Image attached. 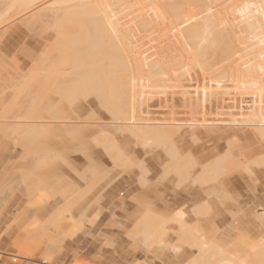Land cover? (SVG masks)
Returning a JSON list of instances; mask_svg holds the SVG:
<instances>
[{
  "label": "rangeland",
  "instance_id": "rangeland-1",
  "mask_svg": "<svg viewBox=\"0 0 264 264\" xmlns=\"http://www.w3.org/2000/svg\"><path fill=\"white\" fill-rule=\"evenodd\" d=\"M6 6L7 4L0 5L2 8H7ZM36 11L35 8L33 12ZM22 15L20 13L19 16H14L10 22L12 25L7 23L8 25L1 26L3 29L0 28V110L9 104V100L14 99L12 97L18 90L14 89L17 84L13 81L16 78V70L12 67L13 59L11 60L12 57L9 56L11 47L9 39L20 35L19 30L28 32L21 21L29 15L26 13ZM9 25L12 26L10 30ZM50 27L49 29L39 27L33 33L28 32L27 39L31 38V43L39 40L47 34L46 32H54ZM28 48L30 51L34 49L33 46ZM225 80L227 81L224 82ZM225 80L223 84L221 83L222 86L216 88L215 83L213 85L209 79L204 81V86L201 85L203 81L197 82L192 77L190 82L192 87L190 95H194L196 99L205 95L209 97L208 100L219 99L220 103H225L223 110L214 107L210 110L209 105H206L205 110L188 107L182 96H174L170 91H164L154 98L149 104L152 106L150 113L144 111V114H148L149 120L173 124L156 126L157 129L171 132V138L164 145L151 140L147 143L146 139L119 132L117 129L120 125L112 122L110 112L102 107L95 97H92L91 103H82L84 99L82 95L75 97L78 102L76 106H70L65 100L59 107L58 111L64 119L54 118L45 109L38 111L39 113L36 111L42 118L33 122H40L36 125L45 130V133L41 135L37 133L31 138L32 141L26 142L30 137H27V140L25 137V139L21 137L20 140L19 136L17 139V136L5 137L1 132L0 264H43L47 245L43 242L29 241L31 235L42 229L44 232L48 230L47 232L52 234L51 237L56 236L53 243L51 242L54 247L50 249L54 250V253L50 252L52 264H190L196 260L205 241L209 245L217 246V251L227 252L226 255L239 252L240 256L245 257L248 253V256L253 255V251H257L254 252L256 255L261 250L264 251V139L259 137L255 127L249 126L246 121L251 105V108L259 105L258 98H254L264 100V87L260 90L252 87L250 92L249 88L246 90V86L239 87L235 82L233 84V80ZM201 86L208 89L203 91ZM244 91H248L247 96ZM260 91L259 96L257 93ZM46 95L55 97L51 92ZM229 104L230 106L232 104L233 109L224 110ZM10 105L11 103L5 110L9 111ZM227 111L231 113L228 114ZM234 114L238 122L230 124ZM4 125L9 126V123H0V126ZM71 127L78 129V134L67 131ZM102 130L110 133L108 137L111 141L108 142L107 139L106 141L117 145L122 151L123 158L118 159V163L112 161L110 151L108 154L103 148L104 145L101 146V143H104L102 142L104 137L100 136ZM82 131L85 132L84 136L81 134ZM172 144L177 147L176 157L171 151H166ZM201 144L206 150L212 151L205 154V171L199 181L198 176L202 172L200 165L202 153L198 147ZM228 150L233 157V162L230 160L229 164L230 166L234 164L233 167L228 165L229 161L223 170L209 166ZM252 161H256L257 164ZM36 163L39 165L44 163L45 166L41 167ZM35 164L38 166L36 169ZM243 164L248 166L247 170L243 168ZM181 165H184L187 173L184 179H181L180 170L174 169L175 166ZM203 177L214 179L205 182ZM51 179L57 181V184ZM230 180H236L237 183L225 186L224 181ZM68 182L71 183L70 187ZM48 183L52 192L47 188ZM54 184L58 185L55 187L57 191L54 190ZM201 184L207 187V198L221 199L205 206L199 199V196H204ZM32 188L35 189V195ZM68 188L69 190H66ZM75 189L82 192L79 193V197ZM65 190L67 196L62 193ZM68 192H73L77 196L74 197ZM176 195L183 199L177 202L162 199ZM70 196L72 199H69ZM70 201H73L72 205ZM52 218H55L53 219L55 223L56 218L58 221L61 218L58 225H49ZM147 220H150L149 223L152 225L155 224V230L162 234L158 232L160 237L149 239L147 233L151 234L150 238L153 234L157 236L158 233L153 231L154 228L152 231L155 233L149 232L148 229H151L152 225L144 230V225L149 224ZM74 221L80 222L82 228L72 238L70 230L73 228L69 231L68 228ZM179 222L180 224H177ZM56 226L62 227L61 233L65 238L60 232V236L56 233L58 232ZM140 228L143 230L142 233ZM195 229L200 231V234L194 231ZM65 231L71 234L69 235L71 238L66 236L68 234ZM179 231L184 232L183 235L186 236ZM48 233L45 232V235ZM59 237H63L64 241ZM191 238L193 243L198 241L197 245L191 242ZM156 239L163 241L154 243ZM189 242L191 245H188ZM30 243L33 245L36 243L34 246L39 248H33L31 251ZM214 250L210 251V256L216 259L219 253L213 254ZM254 257H249L253 258L252 263L256 259Z\"/></svg>",
  "mask_w": 264,
  "mask_h": 264
},
{
  "label": "bare ground",
  "instance_id": "bare-ground-1",
  "mask_svg": "<svg viewBox=\"0 0 264 264\" xmlns=\"http://www.w3.org/2000/svg\"><path fill=\"white\" fill-rule=\"evenodd\" d=\"M0 1L5 3H1L0 5L2 6L7 4V8L0 7V11L4 10L0 12V28L3 24L4 26L7 23L11 24L12 19L17 17V15L19 16L20 13L21 15L24 13L29 15L36 8V12L21 21L28 29V32L33 33L39 27L49 29L51 26L50 28L54 29V32H46L47 34L34 41L35 43L30 42L31 38L30 40L27 39L28 32L25 29V32L19 30L20 35L17 34V36L9 39V46H11L9 48V56L12 57V64L16 67L12 66L16 70V78L13 81L17 82L15 87L18 85L14 89L18 90L12 97L14 99L9 100V104L11 103L9 111L5 110V107H8L9 104L5 107L3 105L4 109L0 110V114L5 110L0 116V119L3 120H0V123H9V126H0V136L2 133V136L5 137L10 135L15 138L17 136L16 139L19 136L20 140L22 138L27 140L30 137L26 141L28 142L37 133L38 135L45 133V130L36 125L40 122H33L42 118L40 114L37 115L38 111L45 109L54 118L64 119L58 111L59 107L63 105L65 100L68 101L70 106H76L78 102L75 97L82 95L84 98L82 103H91L93 102L92 97H95L101 106L110 112L112 122L120 125L117 129L119 132L127 133L135 138L146 139L148 140L147 143L151 140V142L155 143L157 141L159 145H164L171 138V132L165 129H157L156 126L173 124L147 118L152 109L149 104L164 91H170L174 96H182L188 107L205 110L209 105L210 110L213 107L223 110L222 107L225 103H220L219 99L213 98L215 101H212V98H210L208 100L207 98L209 97L205 94L206 97L201 96L196 99L194 95H190V89L192 88L190 86L191 77L197 82L203 81V84H201L203 86L204 81L209 79L213 85L215 83L214 88L221 85L225 79L233 80V84L235 82L239 87L246 86V90L252 87L255 90H260L264 87V0ZM11 25H9V30L12 28ZM29 36L31 37L30 34ZM29 46L34 47L33 51H30ZM27 68L28 71L25 72ZM203 86L200 87L201 90L205 91L208 89ZM50 92L55 97L46 95ZM247 92L244 91L245 95ZM250 92H252L251 89ZM260 93L261 91L257 94L259 95ZM257 98L259 105L257 104L255 108H251V105L250 111H248L249 118L246 121L249 126H254L256 134L264 139V100L262 98L259 99V97L254 99ZM207 101L210 102L208 103ZM206 102L207 104H205ZM254 102L256 103V100ZM232 109V104L231 106L229 104L228 106L226 105L224 110L231 111ZM144 111H147L148 114H144ZM230 111H227V113H231ZM232 116L234 119L230 120V124H236L238 122L236 115ZM237 125L239 126V123ZM233 126L236 127V125ZM67 131L78 134V129L73 127L68 128ZM84 133V131L81 132L82 136H84ZM109 135L108 131L102 130L100 136L104 137L102 140L104 143H101V146L103 147L104 145L103 148L107 153L110 151L111 155L108 154L111 156L112 161L116 163L118 159L123 158V154L117 145L108 143L111 141L110 137H108ZM176 149V145L172 144L166 151H171L173 156L176 157ZM25 151H27L26 148ZM113 153H116L114 154L115 156ZM231 157V151L228 150L209 166L215 167L217 170H223L226 167L224 165H227L228 161L230 166V162L233 160V157L232 159ZM252 162H255V165L257 164L256 161ZM253 163L249 162L250 165H253ZM45 164H38V166L42 167ZM233 166L234 164L230 167ZM246 167L248 166L244 165L243 168ZM174 169L180 170L181 179L187 177L184 165L175 166ZM204 179L207 182L212 181L214 177ZM52 180L53 182L55 181L54 179ZM56 182L55 184H57ZM55 184L54 188L58 186H55ZM48 185L49 187L47 188L51 191L50 183ZM42 186L44 187V185ZM76 189L74 191H77ZM54 190L57 191L56 188ZM66 190H69V188ZM66 190L62 193H67ZM77 192L78 196L75 193L73 194V192H71L72 194L68 193L79 197V190ZM65 195L67 196L68 194ZM66 196L63 197L66 198ZM71 197L69 199H72ZM66 200L68 203V199ZM73 201H70L71 205ZM68 204L66 208H68ZM53 219L55 220V218H52V222L54 221ZM60 219L58 221L56 218V223L54 221V223L51 222L49 225H56L60 222ZM70 220L73 221L72 219ZM79 223L74 221L68 228V231L73 228L70 230L72 238L82 227L81 223ZM159 223L161 222L159 221ZM177 224H180V222ZM151 225V223L144 225V230ZM184 225L186 224L184 223ZM154 226L155 224L151 226V229H148L149 232L152 231ZM56 227L55 231H58L56 233L58 235L59 232L62 234V227ZM181 227L183 226L181 225ZM39 231L41 230H37L38 234L31 235L32 237H29V241L46 244L47 253L45 261L42 263L52 264L51 254L54 253V250L50 249H54L52 243L56 236L51 237L52 234H49L48 230L45 231L48 235H45L43 229L41 232ZM142 231V228H140L141 233ZM182 231L179 232L183 235L184 232L182 233ZM158 232L160 233V231ZM187 232L185 233L187 234ZM196 232L200 234V231L197 230ZM159 233L157 236L153 234L154 236L152 235L151 238L150 233H147V235L149 239H152L153 237H160L162 234L160 233L161 235L158 236ZM67 234L66 236L71 235ZM43 235L47 238H42ZM59 238L62 239L63 237ZM160 240L163 241L162 239ZM160 240L156 239L154 243L160 242ZM192 240L193 238H191L193 243L194 241ZM62 241L64 240L62 239ZM197 242H195L196 245ZM154 243L152 242V244ZM31 244V251H33V248H39L34 246L36 243L34 245ZM188 245H191L190 242ZM198 246L200 245L198 244ZM201 246V251L195 258L196 260H193V263L191 262L190 264H264V251L262 250L257 253L259 257L254 253L257 251H253L252 254L257 257L255 256L256 259L252 263L251 259L253 258L250 259L249 257L254 256L251 254V256H248L249 253L245 256L248 258H245L243 254V256H240L239 252L226 255L227 252L217 251V246L214 244L209 245L206 241ZM173 248L176 249L174 246ZM212 249H215L213 254L218 255L219 253L218 259L210 256ZM215 251L217 252L215 253Z\"/></svg>",
  "mask_w": 264,
  "mask_h": 264
},
{
  "label": "crops",
  "instance_id": "crops-1",
  "mask_svg": "<svg viewBox=\"0 0 264 264\" xmlns=\"http://www.w3.org/2000/svg\"><path fill=\"white\" fill-rule=\"evenodd\" d=\"M199 151H201L202 153V156H201V168H202V172L200 173V175L198 176V180L201 181V175H203V172L205 171V154L208 153L209 151H212L211 150H206V147L204 145L201 144V146L198 147ZM219 149V153L221 154V147L218 148ZM165 164H163L162 166L164 167ZM237 181L236 180H230L228 182H225L224 181V185L226 186L227 184H236ZM201 187L202 189H204V196H199V199L203 202V204L205 206H207L210 202L212 201H218L220 200L221 198H217V197H213V198H207V187L205 186H202L201 184ZM163 200H166V201H169V202H177V201H180L182 200L183 198L182 197H178L177 195L176 196H173L171 198H162ZM200 212V211H199ZM198 212V213H199ZM207 213V212H206ZM82 228V227H81ZM80 228V230H81ZM198 255V254H197ZM197 257V256H196Z\"/></svg>",
  "mask_w": 264,
  "mask_h": 264
}]
</instances>
